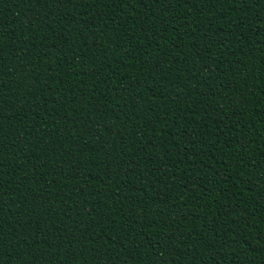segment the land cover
Instances as JSON below:
<instances>
[{"label":"trees","instance_id":"1","mask_svg":"<svg viewBox=\"0 0 264 264\" xmlns=\"http://www.w3.org/2000/svg\"><path fill=\"white\" fill-rule=\"evenodd\" d=\"M0 264H264V0H0Z\"/></svg>","mask_w":264,"mask_h":264}]
</instances>
